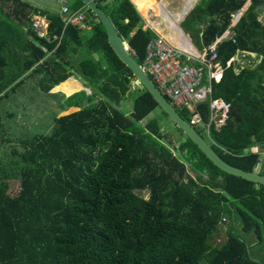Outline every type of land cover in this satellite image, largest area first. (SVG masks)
<instances>
[{
	"label": "trees",
	"instance_id": "16d2710c",
	"mask_svg": "<svg viewBox=\"0 0 264 264\" xmlns=\"http://www.w3.org/2000/svg\"><path fill=\"white\" fill-rule=\"evenodd\" d=\"M133 1L141 13L155 7ZM246 1L196 0L185 20L202 22L198 38L205 46L229 30L231 37L217 44L223 66L241 50L262 55L255 67H227L212 83L213 97L230 104L222 125L207 126L208 102L196 105L199 134L227 162L254 170L261 159L264 164V22L258 19L264 0H249L231 25ZM97 2L142 63L156 35L142 28L133 2ZM83 7L90 28L65 23L64 14L26 0H0V101L29 75L48 91L71 69L89 89L74 91L73 78L59 83L68 95L52 94L58 99L50 105V130L21 140L7 135L12 128L5 118L12 113L5 115L0 104V138L17 141L0 155V264H264L247 243L254 235L264 251V184L219 168L179 126L164 131L160 113L142 124L157 107L169 115L142 84L128 98L136 77L94 12L81 0L68 8ZM34 15L48 20L45 34L30 26ZM68 106L78 108L58 116ZM177 108L191 123L194 113Z\"/></svg>",
	"mask_w": 264,
	"mask_h": 264
},
{
	"label": "built area",
	"instance_id": "2783aa9c",
	"mask_svg": "<svg viewBox=\"0 0 264 264\" xmlns=\"http://www.w3.org/2000/svg\"><path fill=\"white\" fill-rule=\"evenodd\" d=\"M61 14H64L65 23H73L81 27L88 26L85 22L87 19L85 8L70 11L67 6H63ZM46 20L44 16L34 15L30 26L39 35H43L48 25V20ZM130 51L135 55L134 51ZM248 54H253V52L241 50L239 55L230 56L223 66L218 58L216 43H212L199 52L192 49L187 50L181 43L175 45L166 36L156 34L148 42L147 52L140 66L153 78L175 106H187L194 113L192 124L200 122L196 105L208 102L207 126L212 121L219 126L224 123L230 104L221 97H213L212 83L221 80L223 71L227 67L234 65V71L238 72L235 63L238 61L243 63ZM243 66L241 65L240 68Z\"/></svg>",
	"mask_w": 264,
	"mask_h": 264
},
{
	"label": "rangeland",
	"instance_id": "374dc122",
	"mask_svg": "<svg viewBox=\"0 0 264 264\" xmlns=\"http://www.w3.org/2000/svg\"><path fill=\"white\" fill-rule=\"evenodd\" d=\"M26 1L31 7L41 9V10H49L51 12H58L60 8V4L58 0H26ZM72 1L73 0H67V4H71ZM185 1L186 0H180L181 2L180 5L184 4ZM188 1L189 0H187V2ZM173 2L174 4L172 6L174 8L178 7V0H174ZM195 2L196 1L193 2V6ZM247 4H248V0L236 13L233 14V18H232L233 22L231 24H233L237 20L238 16L242 15L243 12L241 13V9H244ZM181 10L179 13H181ZM143 12H147V10H144ZM142 15L143 17H145L144 14ZM182 15L178 16L177 20H174L173 22L176 21V24H178V21L182 17ZM258 19L261 22H264V10L259 13ZM147 20L152 22L150 18H144V27L145 28L151 27L156 30L154 26L152 27L153 23H148ZM181 22H182L181 27L186 32H189L192 38L195 39L194 33L196 32V30L198 29L201 23L198 20H190V19H186V20L184 19ZM179 31L182 35V32L180 29ZM177 34L179 33L177 32ZM181 35L180 37H182ZM239 54H240V51L235 53V55H239ZM94 55L95 57H98V54H94ZM261 59H262V55L258 56V54L253 52V54H250L249 58L244 59L243 63L237 60L238 62H236V64H237L238 70L240 69L241 65H245V64H253V66L255 67L261 62ZM36 80L37 78L34 77V75H29V77L24 81V83L18 86L17 91L11 93L9 97L4 98L2 99V101H0V104L3 105L2 108H3L4 114L6 113V111H9L12 113L11 118H8V119L5 118L6 122L4 124L6 128L8 129L12 128L11 130L7 131V135L10 136V139L17 138L21 140L28 136L29 137L33 136L34 133L38 134V133L48 132L51 126L50 124H53L51 120L53 121L54 115L50 111V105L54 104V102L58 99V97L56 95H51V94H54L55 91H61V90L57 89L56 87H53V88H50L48 91H44L41 87L36 85L37 83ZM131 84L134 86V88L131 90L128 98H130L137 90H140L142 88L141 87L142 85H140L141 83H139L137 79H134L131 82ZM84 87H86V85L83 83V87H80V88H84ZM86 91L89 92V89H86ZM128 101L129 99L125 101V106H124L125 110L126 108L130 107L131 100H130V104L128 103ZM77 108H78L77 106H68L67 108H65V110L60 111L58 113V116L75 111L77 110ZM156 113H160L162 115L160 126L164 129V131H170V133H175L176 128H177L175 122L170 117H168L166 114H164L161 111L160 107H157L154 112H151L147 118L142 120V124H144V122L147 121V119H150V117L155 116ZM195 126L196 128H198V126H200V123L196 124ZM200 131L206 138L208 137V133L206 129L202 128ZM183 135L186 137L185 133H183ZM3 139L5 140H2L0 138V143H1L0 155H2L5 152L6 146L8 147L9 145H12V144L15 145V143H17V141H14V140L9 141L8 136L4 137ZM19 145L20 144H18V147H19L18 150L22 149ZM260 170L261 171L264 170V164H261ZM189 173L193 174V171L189 169ZM9 181L12 184V185H9V188L15 189L17 186L16 185L17 180L11 179ZM137 191L140 194H142L144 197L148 196L147 190L142 189V190H137ZM223 228L224 226L222 224L218 227V231L222 233ZM247 243L250 247L249 252L254 255V258L259 261L261 260L264 263V251H263L262 244L259 242V240L254 235H251V238L247 240Z\"/></svg>",
	"mask_w": 264,
	"mask_h": 264
},
{
	"label": "water",
	"instance_id": "95a60500",
	"mask_svg": "<svg viewBox=\"0 0 264 264\" xmlns=\"http://www.w3.org/2000/svg\"><path fill=\"white\" fill-rule=\"evenodd\" d=\"M83 4L88 6L94 14L99 18L100 22L104 26L106 32V38L110 46L117 54V56L132 70L133 75L136 77L147 90H149L155 99L158 101L163 110L169 115V117L175 122L177 126L183 129L202 149L204 154L219 168L222 170L240 175L244 178L254 180L264 184V173L259 171V164L254 170H245L238 166H235L221 157L213 147L205 140L198 132V130L182 117L178 108L174 103L161 91L159 86L155 83L153 78L144 71L135 58L129 53L128 46L122 37L119 35L115 25L106 12L98 5L97 0H81ZM195 0H190L188 9L191 8ZM249 4V0H248ZM241 9V13L247 8ZM239 17V16H238Z\"/></svg>",
	"mask_w": 264,
	"mask_h": 264
},
{
	"label": "crops",
	"instance_id": "0c3cea01",
	"mask_svg": "<svg viewBox=\"0 0 264 264\" xmlns=\"http://www.w3.org/2000/svg\"><path fill=\"white\" fill-rule=\"evenodd\" d=\"M66 1L65 0H58V2L60 4V8H59V11H58L59 13H61V7L66 6L65 5L66 4ZM131 1L133 2V4L135 5L137 11L139 12V14L142 17V20H143L142 28L143 29H150V30H152L153 32H155V35L156 34H160V35L166 36L175 45H178L180 43V42H178V41L175 40L176 34L178 32V24H179V29L182 32V36H185L186 37L185 38L186 40H185L184 43L185 44H188L189 46H191L192 48H190V49H192L194 51L201 52V51H203V49L207 48L212 43L218 44L219 42L222 41V39L224 37H227V36H230L231 37V33L229 32V30H226L222 35L216 37L215 40L212 43H210L209 45L205 46V45H203L202 42H200L201 41V38H198V37H201L202 31L204 29V25L201 22L200 26L198 27V30H196V32L194 33L195 39H193L192 36H191V34L189 32H186L181 27V23H182L181 21H183L186 18V16L189 14L191 8L193 7V4H192L191 8H189V9L187 8V10L184 12V14L182 15V17L179 19L178 24H176V21L173 22L174 19L176 20V18L178 16H180L181 13H179V12H180L181 9H183L185 7V5L187 4V0L182 5H180L181 2H180V0H178V7H176L177 9L172 6L174 4V2H173L174 0H159L158 2H157V0H139L138 1V4L141 7L147 5V1L151 2V4H153V6H156V7H152L150 9H148L147 12H143V13H141L138 10L135 2L133 0H131ZM68 7H69V4H68ZM73 11H75V10H73ZM142 14H144L145 17H143ZM144 18H150L152 22H150L148 20H147V22L148 23H153L152 27L154 26L156 28V30L153 29V28H151V27L145 28L144 27ZM239 18H240V16L237 17V20L233 24H231V25H234L238 21ZM232 22H233V20H232ZM197 33H198V35H197ZM181 44L183 46V43H181ZM199 44H201L202 47H199ZM71 70H72L71 71V74H69L66 79L73 78V79L76 80V82L74 83L75 84V87L73 89H74V91H77V90L81 89L80 87H83V81L81 79L80 73H78L77 70H75V69H71ZM34 77H36V75H34ZM66 79H64V80H66ZM63 81H60L59 83H61ZM59 83L55 84L51 88L56 87ZM55 92H60V91H55ZM64 94L67 95L66 93H64ZM253 149H255V150L258 149L259 150V147L258 146L257 147L255 146V147H253Z\"/></svg>",
	"mask_w": 264,
	"mask_h": 264
},
{
	"label": "bare ground",
	"instance_id": "6f19581e",
	"mask_svg": "<svg viewBox=\"0 0 264 264\" xmlns=\"http://www.w3.org/2000/svg\"><path fill=\"white\" fill-rule=\"evenodd\" d=\"M184 9V8H183ZM175 20V19H174ZM176 20H177V18H176ZM178 33L181 35V33L179 32V24H178ZM182 36V35H181ZM177 38H178V42H180V43H183V47L185 48V49H187V50H189L190 48H192L191 46H189L188 44H185L184 42H185V36H182V38H180L179 36H177ZM173 40V39H172ZM180 40V41H179ZM174 41V40H173ZM193 46V45H192Z\"/></svg>",
	"mask_w": 264,
	"mask_h": 264
},
{
	"label": "clouds",
	"instance_id": "9594fccd",
	"mask_svg": "<svg viewBox=\"0 0 264 264\" xmlns=\"http://www.w3.org/2000/svg\"><path fill=\"white\" fill-rule=\"evenodd\" d=\"M66 1V0H65ZM84 8V7H83ZM83 8H80V9H83ZM78 10V9H77ZM87 14V13H86ZM39 16H41V15H39ZM87 17H88V14H87ZM86 22V21H85ZM88 27V26H87ZM90 28V27H89ZM125 41V40H124ZM125 43L127 44V42L125 41ZM127 46H128V51H129V53L134 57L135 55L134 54H132L131 53V51L130 50H132L130 47H129V45L127 44ZM133 51V50H132ZM140 65H141V63H140ZM84 88H86L87 89V87H84ZM177 107V106H176ZM192 124V123H191ZM192 125H194V124H192ZM196 125V124H195ZM195 125H194V127H195ZM196 128V127H195ZM261 163H262V159L258 162V164H259V170H260V166H261ZM257 164V165H258ZM257 167V166H256Z\"/></svg>",
	"mask_w": 264,
	"mask_h": 264
}]
</instances>
